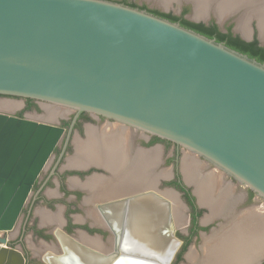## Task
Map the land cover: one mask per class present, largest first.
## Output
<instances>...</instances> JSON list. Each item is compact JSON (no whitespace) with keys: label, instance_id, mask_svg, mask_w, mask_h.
<instances>
[{"label":"water","instance_id":"water-1","mask_svg":"<svg viewBox=\"0 0 264 264\" xmlns=\"http://www.w3.org/2000/svg\"><path fill=\"white\" fill-rule=\"evenodd\" d=\"M187 1L193 8L187 19L208 24L213 14L222 31L227 18L238 23L244 12L240 6L220 17L210 8L196 17L194 1ZM252 18L264 46L259 19ZM232 32L255 37L237 26ZM0 96L90 112L175 142L251 189L264 207V62L180 22L118 0H0ZM71 131L0 111V233L16 229L37 178ZM148 202L162 207L157 232L171 245L165 260L130 245L133 211ZM99 210L114 233V250L103 254L57 230L62 253L46 257L48 264L172 262L180 242L169 199L149 190ZM217 218L223 221L210 234L233 221ZM263 261L261 255L256 264ZM0 264H26L5 236Z\"/></svg>","mask_w":264,"mask_h":264},{"label":"flooded vegetation","instance_id":"flooded-vegetation-1","mask_svg":"<svg viewBox=\"0 0 264 264\" xmlns=\"http://www.w3.org/2000/svg\"><path fill=\"white\" fill-rule=\"evenodd\" d=\"M228 26L229 25L226 27ZM23 99L26 101V110L40 108L38 103L41 101L31 99L34 105L32 107H28L27 100L29 98ZM14 115L18 117L30 118L27 117L24 112ZM60 126L64 127L66 132H68L72 127L69 139L67 140L66 135L63 137L37 178L32 189L33 194L31 193V198L29 197L21 212L23 219L19 230L14 229L13 231L4 232L5 237L8 239L9 237L7 233L11 236H15L14 239H9V243L16 247H18V244L26 247L25 235L29 232H32L33 238L43 240L44 242H49L52 239L55 241L53 242V249H47L38 256L32 255L33 253L26 251V249H21L26 257V264H48L45 260L46 257L50 258V254L58 255L62 253L61 242L57 236V230H61L71 235L77 241L101 253L107 254L114 250V233L99 210V205L116 200L115 197L121 196L120 191L109 192V189L111 188L109 184L113 182V173L106 165L99 162L84 163L85 165L71 164L72 160L77 155L76 152L79 151L77 141L80 143L82 142L81 144L87 141V130H89L90 127L91 130L96 132L98 138L108 135L106 134V130H104L106 128L123 129L126 133V135L124 133V148L127 151V155H129L128 163L125 165L126 169L133 167H130V165L135 164L138 161H136V159L143 158L144 155H149L152 151H158L159 157L157 155L156 158L158 157L159 159L157 158V161L156 158L154 159L153 164L154 166L156 165V169H154L157 173L164 175H160L155 189L158 190L157 187L160 183V185L165 184L170 187V190L176 192L181 203L185 207V217L189 223V226L187 224L188 237L185 238V236H183L178 229V224L180 223H178V221L175 222V237L180 243L170 264H175L174 261L176 258L177 262L180 261L179 256L181 258L182 254L185 252V246L187 245L188 240H191L193 236L200 234L202 230L208 229L202 225V219L204 212H209V208L206 205L204 206L201 204L199 201L194 185L190 184L185 179L182 172L181 165L185 154V148L170 140L117 124L112 119H107L101 115H96L86 111L77 112L74 110L71 118L68 121L63 122V125ZM76 138L77 140L75 141ZM107 143L108 144H105V146L110 148L112 144L109 142ZM137 154L138 158L136 157ZM198 160L206 164V172L215 169L211 164H207L203 158L198 157ZM143 161L144 159L142 162ZM143 163L146 164V166L149 164L148 161H144ZM161 171L164 173H160ZM223 177L225 185L228 184L232 187L233 195L231 196L235 198L236 204H233L235 206L233 209L231 208L232 210L230 211L235 213L242 212L244 208H248L250 203L255 202L256 199H258L257 195L251 189L238 185L236 180L231 177L224 175ZM97 179L103 180V182L109 186L104 187L99 185L92 187L90 185L92 184L91 181L94 182ZM47 189H50L51 191L53 190L54 196H51L52 198L46 194ZM114 189L115 188L113 187L110 190ZM39 203L51 210L54 208L56 209L58 205L64 206V212L62 215L66 221L65 224L61 225V212L54 213L57 216L56 217L52 213L42 211L40 212L42 213L40 214L41 221H43L41 223L45 226L44 229L39 227L37 225V215L35 212L37 204ZM76 211H81L83 213L82 219L75 216L73 212ZM42 218L45 219L42 220ZM52 222L57 223L60 226H54V229L51 230L50 226L46 223ZM75 227H77V230L79 231L74 230L75 233H73L71 230ZM77 232H79L78 235H76ZM107 233H109L111 237H109L107 243H102L100 238L105 239ZM86 235L89 236V238H87ZM261 264H264V261Z\"/></svg>","mask_w":264,"mask_h":264},{"label":"bare ground","instance_id":"bare-ground-1","mask_svg":"<svg viewBox=\"0 0 264 264\" xmlns=\"http://www.w3.org/2000/svg\"><path fill=\"white\" fill-rule=\"evenodd\" d=\"M163 1H159V3L166 5L165 2H169V0ZM193 1L196 5V17H203L206 11L210 8L214 9L220 17H223L226 12L239 9L241 6L244 8V12L238 21L237 30L241 31L244 35H248L250 32L249 21L255 16L259 19L260 34L264 41V0ZM246 12H248V14ZM17 105L18 104H15V102L0 101V108L4 109L13 110ZM44 109V117L49 120H56L60 116H65L69 111V109L56 105L45 106ZM90 128L87 130V141L83 144H81L82 142L80 143L77 141V146H79V149H77L79 151L76 152L77 155L75 154L76 156L71 164L82 165L84 163L99 162L106 165L109 169L114 170L119 174V178L109 184L111 186L110 189L113 187L115 188L114 190L109 189V192H126V194H122L120 197L115 198L116 200L131 197L148 190H154L171 201V213L172 216L174 214L176 219L175 220L173 216L174 224L177 221L178 223H184L186 221L184 206L179 200L178 194L174 191L161 193L155 189L160 175H164L157 173L155 171L156 165L154 166L153 164L154 159L158 155V151H152L149 155H144L143 158L136 159V161H138H135V164L130 165V167H133L128 169L126 174H123V154H121L119 148L106 152L107 148H104V144L107 142H116V145L118 146L119 140L121 138L124 140L126 133L121 128L109 129L105 127L106 129L104 130H106V134L108 135L98 138L96 132ZM76 140L77 138L75 141ZM136 157L138 158V154ZM143 159L146 162L148 161L149 164L147 166L143 163L144 161L142 162ZM181 166L185 179L194 185L195 192L201 204L209 207V213L203 219V222L206 223L215 217L226 215L233 219L230 225H225L212 232L210 235L204 236L201 252H196L194 249H191L187 253L188 264H256L258 258L261 255H264V216L253 210L242 211L239 213L230 211L235 206L233 205L235 203V198L231 196L233 195L232 187L228 184L225 185L223 175L220 172H217L216 169L206 172V164L198 160L194 154L186 152ZM160 173L164 172L161 171ZM115 175L113 172V176ZM91 183L92 184L90 185L92 187L99 185L104 187L107 186L103 180L99 179L94 182L91 181ZM134 189L137 190L135 191ZM235 216H237V219ZM163 217L162 207L158 206L157 208L149 202L146 203L145 206L135 209L131 216L129 226V241H131V247L136 248L137 250L141 249L156 258L165 260L171 250V245L169 242L166 243L162 234L157 232L158 226L161 224ZM44 219L42 218V220ZM118 264L126 263L120 261ZM132 264L142 263L133 262Z\"/></svg>","mask_w":264,"mask_h":264},{"label":"rangeland","instance_id":"rangeland-1","mask_svg":"<svg viewBox=\"0 0 264 264\" xmlns=\"http://www.w3.org/2000/svg\"><path fill=\"white\" fill-rule=\"evenodd\" d=\"M118 1H121V0H118ZM132 2H136L140 5L142 4H146L148 5L150 8H156V9H159V10H167L168 12H173V13H176V14H180V8L181 10L185 7L188 8V14L186 15L188 18L190 16H192L193 14V8H192V4L190 2H188L187 0H178L180 1L179 4L176 3V1H172V2H165L166 4L169 3L168 7L167 8H163V6L161 5V3H159V1H163V0H130ZM164 2V1H163ZM237 19L235 18H227L225 20V26L227 25H231L233 28L235 26H237L236 24ZM211 21H214V16L213 14H211ZM249 28H250V31L252 34L254 35H257L258 34V29H257V21L256 19L254 18H251L250 22H249ZM0 101H8V102H15V104L17 103V107L15 109H4V108H0V111H6V112H9V113H12V114H17V113H20V112H24L25 115L27 117H30L32 119H37V120H40V121H51L52 123H56V124H59V125H63V122L65 121H68L72 114L74 113V110H69L68 113L65 115V116H60L58 119L56 120H49V119H46L44 117V113H45V109L44 107L45 106H55V105H49V104H46V103H43V102H39L38 105H39V109H30V110H26L25 109V106H26V101L25 99L23 98H20V97H8V96H0ZM67 109V108H66ZM188 152L186 149H184V153ZM198 158V156H197ZM191 184V183H190ZM193 185V184H192ZM157 189L162 193H166L167 191H172L170 190V187L166 186L165 184H161L159 183V186L157 187ZM33 194V193H32ZM31 194V196H32ZM46 194L48 196H50V198H52L54 195L53 193V190L51 191L50 189H47L46 190ZM52 196V197H51ZM169 197V196H168ZM31 198V197H30ZM170 198V197H169ZM171 199V198H170ZM180 200V199H179ZM183 205V204H182ZM263 203L260 201V202H252L249 204L248 207H252L254 206V210L257 211V212H263L264 214V207H262ZM184 206V205H183ZM185 208V207H184ZM209 208V207H208ZM185 210V209H184ZM253 210V211H254ZM42 211H46L48 213H57V212H61V225L62 224H65V219L63 217V212H64V206L62 205H58V207L55 209H47L46 206H42L41 203L37 204V207L35 209V212H36V215H37V225L41 228L44 229V224H42L41 222V213ZM75 214L76 217L82 219V215L83 213L81 211H76V212H73ZM209 212L208 211H205L204 212V216H203V219L206 217V215L208 214ZM184 214H185V211H184ZM185 218V217H184ZM23 219V215H21L20 219H19V222L17 224V230H19V227L21 226V221ZM186 219V218H185ZM183 219V220H185ZM202 219V221H203ZM223 220L221 218H213L209 221H207L206 223H202L203 226L207 227L208 229H205V230H202L200 232V234L196 235V236H193L191 238V240H188V243H187V247H186V250L185 252L182 254V257L180 258V261L177 262V258L175 259L174 263L175 264H188V260H187V253L191 250V249H194L196 252H201V248H202V243H203V238L204 236L206 235H209L210 234V230L211 229H215L218 227V225L222 222ZM48 224V226H50L51 230L54 229V226L58 227L60 226L59 224L57 223H46ZM187 224L189 226V223L186 219V221L183 223H180L178 224V229L180 230L181 234L183 236H185V238L188 237V231H187ZM78 228L75 227L73 228V230H71L73 233L74 230H77ZM79 231V230H77ZM79 232H77L76 235H78ZM9 239H14V235H10L9 233H7ZM0 236H5L4 233H0ZM87 236V235H86ZM95 237H98V236H95ZM110 234L107 233L106 234V238L103 239V238H100V240L102 241V243H107L108 239H109ZM87 238H89V236H87ZM16 240V239H15ZM25 246H22L21 244H18V247L20 249H26V251H30L32 252L33 254L32 255H35V256H38L40 254H42L45 250L47 249H53L54 247V243L55 242L53 239L51 241H47V242H44L43 240H40V239H36V238H33L32 236V232H29L25 235ZM199 250V251H198ZM39 264H42V263H39Z\"/></svg>","mask_w":264,"mask_h":264},{"label":"trees","instance_id":"trees-1","mask_svg":"<svg viewBox=\"0 0 264 264\" xmlns=\"http://www.w3.org/2000/svg\"><path fill=\"white\" fill-rule=\"evenodd\" d=\"M121 2L129 4L133 7H140L142 9H147L148 11L159 15L161 17L167 18L174 22H180L184 27L193 29L209 38H215L219 42H224L227 46L247 54L248 56L255 58L260 62H264V46H261L256 35L253 40L246 41L242 39L239 35H235L232 32V27L229 25L226 31H222L219 26L214 22L210 21L208 24L204 22H194L185 17L188 12V8H183L180 14H175L173 12H163L156 8H150L146 4L139 5L136 2L130 0H121ZM28 107H32L34 104L31 99L27 100ZM186 248V246H185ZM180 260V256H179Z\"/></svg>","mask_w":264,"mask_h":264},{"label":"crops","instance_id":"crops-1","mask_svg":"<svg viewBox=\"0 0 264 264\" xmlns=\"http://www.w3.org/2000/svg\"><path fill=\"white\" fill-rule=\"evenodd\" d=\"M124 141H125V139L123 140L122 138L119 140V142H118V146L116 145V142H109V143H111L112 145L110 146V148L109 147H107V146H105V144H108V143H105L104 144V148H107L106 149V152H109V151H112V149H117V148H119V151L121 152V154H123V159H124V164H123V169H122V171L124 170V173L123 174H126L127 172H128V169H126L125 168V165L128 163V160H129V155H127V151L125 150V148H124ZM127 157V158H126ZM109 169V168H108ZM109 170H111V169H109ZM121 171V172H122ZM111 172L113 173L114 172V175L115 174H117V175H115V176H113V181L116 179L117 180V178H119V174H118V172H116V171H114V170H111ZM159 181V180H158ZM158 184V183H157ZM135 191L137 190V189H134ZM121 192V195L122 194H126V192L124 191V192H122V191H120ZM115 198H117V197H115Z\"/></svg>","mask_w":264,"mask_h":264}]
</instances>
